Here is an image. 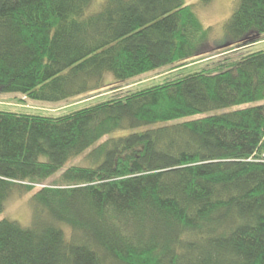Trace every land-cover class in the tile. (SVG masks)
I'll list each match as a JSON object with an SVG mask.
<instances>
[{"label":"trees","instance_id":"trees-1","mask_svg":"<svg viewBox=\"0 0 264 264\" xmlns=\"http://www.w3.org/2000/svg\"><path fill=\"white\" fill-rule=\"evenodd\" d=\"M95 5L0 0V92L61 102L213 65L57 117L0 110V214L35 190L29 226L0 220V264H264V49L216 52L264 34V0L235 1L222 45L186 0Z\"/></svg>","mask_w":264,"mask_h":264},{"label":"rangeland","instance_id":"rangeland-1","mask_svg":"<svg viewBox=\"0 0 264 264\" xmlns=\"http://www.w3.org/2000/svg\"><path fill=\"white\" fill-rule=\"evenodd\" d=\"M96 11L100 8L104 0H95ZM201 0H186L187 4L197 5L198 14L206 27H212L211 38L216 45H222L225 42L226 31L225 22L233 12V7L236 0H213L205 6L200 5ZM93 9V10H94ZM264 49V34H255L248 39H245L241 44L227 43L226 46L218 48L216 52L219 56H225L233 61L242 55ZM225 51V52H224ZM188 59L176 65H168L137 77L124 81H116L114 76L107 74V85L94 92L71 98L61 102L33 101L19 94L0 92V110H9L17 113L46 115V116H61L74 110L84 108L105 99L117 96L133 90L149 87L151 85L161 83L169 78H175L188 72H194L213 64L210 59L203 58ZM218 56V55H217ZM222 56V57H225ZM221 58V57H220ZM218 59V58H216ZM214 59V60H216ZM185 65V66H184ZM206 114L196 115L192 118H198ZM130 131H122L114 133L115 135L128 133ZM84 165L87 164L85 154L71 158L65 167L69 165ZM56 177H51L48 181L52 182ZM41 185H36L39 188ZM34 190V189H33ZM19 194L14 193L5 202L4 210L0 214V220L10 219L18 221L23 226H29L32 221L31 196L35 192Z\"/></svg>","mask_w":264,"mask_h":264}]
</instances>
